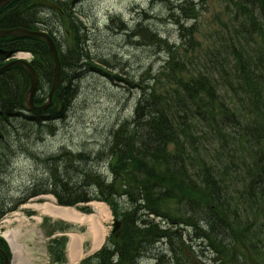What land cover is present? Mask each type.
<instances>
[{
  "label": "trees",
  "instance_id": "16d2710c",
  "mask_svg": "<svg viewBox=\"0 0 264 264\" xmlns=\"http://www.w3.org/2000/svg\"><path fill=\"white\" fill-rule=\"evenodd\" d=\"M33 1L17 0L9 5L14 6V9L10 8L12 11L8 7L3 9L0 12V29L24 27L7 22L2 15L6 10L18 16L30 14L32 9L38 11L37 7L32 6ZM203 2L200 0L199 3ZM185 4L190 9L187 10L190 15L182 21L184 27L177 31H183L187 38L195 41L200 33L201 6L188 1ZM235 5L240 10L241 18L240 21L235 18L238 31L232 57H228L229 52L221 54L224 51L219 49L217 55L224 74L217 73L215 77L212 73L195 70L196 58L184 49H188L187 38L186 45L180 37L179 48L159 40L166 60L158 71H146L137 84L132 85L141 98L133 114L134 120L124 125L132 132L128 135L129 145L125 146L129 155L119 167L111 166V170H115H112V183H108L100 174L83 179L85 174L82 176L83 173H79L77 180L80 186H88L82 189L81 194L77 186L71 185L72 179H68L64 173V163L81 165L82 159L79 154L60 150L56 158L59 162L56 171L61 169V178L54 180L55 183L52 178L48 179L44 189L31 190L25 197L23 202L52 193L64 206H76L92 200L108 203L121 227L107 244L112 245L113 251L105 248L97 258L101 260L99 264H112L115 260L117 264L140 263V252L145 241L150 244L164 243L170 258L161 253L168 264H181L175 240V228L181 226L191 228L197 234L201 231L203 241L221 264H264V42L259 45L258 51H252V45L257 47L259 39L264 41V0H236ZM34 15V12L30 14L33 22L36 21ZM189 22L194 26L187 27L186 23ZM84 29L75 21L70 25L73 46L61 61L62 86L57 93L55 106L60 103L62 95L70 93L64 85L67 73L74 66L72 59L88 63L91 60L90 54L86 58L84 52L79 51L82 35L78 36V33ZM173 48L177 49L178 54L173 52ZM19 52L34 56L32 65L40 82V92L35 101L41 105L48 96L54 78V63L49 49L39 39H0V68ZM90 67L99 70L93 64ZM11 84L18 89L16 96L7 94V85ZM29 85V78L21 67L0 76V127L6 116V106H10L7 112L26 111L24 103ZM54 108L45 113L31 114L38 120V128L43 124V115ZM150 134L152 136L146 139ZM196 135H200V139L208 135L220 140L231 138V146L240 144L243 152L254 155L253 162L245 167L244 174L235 167L226 176L224 168L216 161H198L200 152ZM118 137L115 135L114 139ZM146 152H150V156ZM225 152L227 150L220 145L213 150V158ZM42 165L46 167L49 163ZM0 173L4 171L0 170ZM231 178L237 182L243 180V186L236 188L234 193ZM89 189L93 190L94 195L84 196L83 191ZM18 203L10 198L0 200V220ZM158 219L160 221L157 223ZM56 242L57 248H62V251L54 253L55 261L65 263L66 241ZM0 246H6L2 239ZM185 259L186 264H196L190 255H185ZM90 260L85 264H89Z\"/></svg>",
  "mask_w": 264,
  "mask_h": 264
},
{
  "label": "rangeland",
  "instance_id": "374dc122",
  "mask_svg": "<svg viewBox=\"0 0 264 264\" xmlns=\"http://www.w3.org/2000/svg\"><path fill=\"white\" fill-rule=\"evenodd\" d=\"M176 1H188L199 5L198 0H172L170 3L175 4ZM155 2L153 0H82L77 7H74V12L66 6L70 15L75 19L74 21L82 23L85 28L84 32L89 35L90 41L87 50L90 52L92 61L90 60L87 65L93 64L95 67L98 65L112 74L113 77H119V79L112 81V77L104 74L87 72L82 78H79L83 92L77 102L73 104L72 113L67 121L60 122L56 126L53 134H48L46 143H40L44 146L39 145L38 152H46L48 155L60 150H63V153L73 152L75 154L83 150L89 152L95 148L94 146L104 142V139H102L104 125L108 127L119 122L123 116L126 118L134 114L132 109L133 104H136L137 101V92L130 83L132 85L137 84L136 82L148 70L154 68L155 71H158L162 66L161 62L166 60V55L161 56L151 46H143L145 40L142 38L129 39L121 26H126V29L131 30V27H136V23H138V17L135 16L134 12L148 13L151 16L152 9H156L155 15H158V17L153 16L157 20L156 23L151 25L148 21V23H144L145 26L152 29L170 46L178 47L180 44V37L176 33L177 27L171 24V21L175 20L170 19L164 6L160 3H157L159 4L157 5ZM235 2L236 0H208L206 5L200 4L201 24L199 28L202 31V36H198L195 41L190 37L187 38L189 42L188 50L191 51L192 46L197 49L193 55L196 58L195 67L200 66L204 70L211 69V62L216 59L217 49L231 52L232 47L237 43V19L240 21L241 13ZM68 3L71 4V1H68ZM119 18L121 21H119ZM112 20H114V23H112ZM67 28L68 24L65 23L61 27L60 33L65 35ZM59 41L63 42L62 47L69 49V51L72 49L73 40L68 38V34L66 40L62 38ZM262 42L264 41L259 39L257 47L252 45V51H258L257 49ZM198 43H201L200 47L197 46ZM214 68L218 69L219 66L215 65ZM25 127L21 126L20 128L25 129ZM200 138V135L195 137L200 152L197 157L198 161H216L224 168L226 176H229L230 171L235 167L244 172L245 167L250 165L251 161L253 162L254 155L243 152L240 144L229 147L233 144L230 138L220 140L218 137L211 135ZM220 145L227 152L223 155L218 154L213 158V150L218 149ZM26 157L27 159L24 157L18 160L15 159L13 166L10 167V173L7 175L9 177L6 176V181L14 185V189L10 193V200L27 197L28 193L21 194L22 186L29 187L31 185L30 180L33 176H36L35 172L39 174L43 172V165L37 164L35 157L29 158L27 155ZM101 172L107 174V172ZM231 181L233 193L236 188L243 186V180L237 182L231 178ZM48 203H55L50 195L32 199L3 219V221H10V223L6 222L0 225L2 236L7 237L9 234H15L13 236L18 238L16 242L23 246L24 253L35 255V260L31 257L26 261L29 264H44L47 261L45 256L48 253L50 244L44 236L42 221L38 222V219L50 218L40 209ZM90 208L95 213L96 208L92 206ZM18 213H21L22 217H28L30 221L25 223L22 222L23 219H20L19 222L16 221L20 218L15 216ZM54 220L61 221L60 219H53L52 221L54 222ZM113 223V220L112 222H106L107 229H110ZM48 226L53 225L48 223ZM76 226L78 230L81 229V232L74 231V233L85 238L84 250L91 253L93 251V240L89 235V226H81V224H76ZM109 235L110 233L106 237V241ZM182 236V244L178 238H175L178 243V258L185 261V255H190V258H193L196 264H217L215 262L217 260L216 256L207 247L208 245L202 242V239H198L196 235L188 232V230H183ZM7 240L11 241V238L9 237ZM105 244H103L101 250ZM108 248L110 249L111 246L108 245L106 249ZM159 250L166 255L167 246L163 245ZM143 262L144 264H154L149 259H144Z\"/></svg>",
  "mask_w": 264,
  "mask_h": 264
},
{
  "label": "bare ground",
  "instance_id": "6f19581e",
  "mask_svg": "<svg viewBox=\"0 0 264 264\" xmlns=\"http://www.w3.org/2000/svg\"><path fill=\"white\" fill-rule=\"evenodd\" d=\"M45 1V0H43ZM52 2L55 7L54 9L48 8L43 5V2L34 0V7L37 6L40 9L38 11H31V13L34 12V19L36 21H32V16L30 14L25 13V15H17L15 13L11 14V9H14V6H8V8L11 11H5L4 14L2 15L3 19H6L7 22L9 23H16V24H21L24 27H13L9 28L11 30H16V29H24L28 31L34 32L33 29H38L37 32L46 34L48 36H56L60 37V39H67V33L61 34L60 33V27L62 25L63 20L69 19V25H72V22L74 20L72 17H70V12L67 10V7L74 12V7H72L71 4L66 2V0H47ZM156 4L160 3V5L164 6V8L167 9L168 15L171 21L175 27H177V30L180 29L183 26L184 27V19L186 20L190 13L187 12V10H190L187 8V5L185 4V1H176L175 4L170 3L172 0H153ZM160 1V2H157ZM36 5V6H35ZM66 5L67 7L65 8V12L68 13V16H65L64 12L61 11L60 6ZM159 5V4H157ZM139 10V9H138ZM140 11V10H139ZM152 14L151 16L148 13H139V12H134L135 16L138 17V23H136V27H131L130 29H126L124 26L123 31L125 34L128 35L129 39H136V38H142L145 40L143 43V46L147 47H152L155 48L156 51H158V54L161 56H165V54L161 51L162 46H161V41L163 40L162 37H160L158 34H156L152 29H150L148 26H145L144 23H151L155 24L156 23V18L153 16L158 17L156 14V9H152ZM1 12V11H0ZM71 12V13H72ZM141 12V11H140ZM3 13V12H2ZM180 13V16H179ZM143 15V16H142ZM119 21L121 19L119 18ZM112 23H114V20H112ZM128 26V25H127ZM130 28V27H129ZM84 31V30H83ZM79 32L78 36L82 35V39L80 41L81 45H79V51L81 53L84 52V56L87 58L89 57L90 52L87 50V45L88 42L90 41L89 35L86 34L85 32ZM83 33V34H82ZM179 37L183 38L185 40V44L187 45L186 38L187 35L184 34L182 31H176ZM15 38V37H14ZM68 38H72V32L70 31L68 33ZM158 38V39H157ZM181 38L180 44H181ZM16 39H33V40H38L36 38H24V37H18ZM161 40V41H159ZM57 53H58V58L61 64L62 68V58L65 56H68V51L69 49L62 47V41H54ZM58 45L60 46L58 49ZM185 45V47H186ZM179 48V47H176ZM176 48H173V52L175 54H178V51ZM187 50L186 48H184ZM49 56L51 57V61L54 62L52 55L49 52ZM26 58V56H23ZM70 57V56H69ZM70 60L72 57L69 58ZM66 60L69 63L68 57ZM90 60V59H88ZM162 63V62H161ZM72 70H69L67 73V80L65 83V87L69 88L70 93H65L62 95L60 103H58L57 106H55L54 102L57 97V93L59 89L54 93L52 101L50 102L49 97L51 96V91L52 87L48 93V96L45 97L43 102L39 107H43V111L41 113L47 112L49 109H52V112L49 114H44L42 119H43V124H41V127H37L36 125L38 120L34 117H32L31 114L25 112L24 110H13L7 112V108H10V106L5 107V113L6 116H4V123L0 127V170L4 171V173H0V200H6L10 197V193L14 189V185H12L11 182L6 181V176L10 173V167L13 166L14 160H18L19 158H25L27 159L26 155L29 158H34L37 164H47L49 163V166L43 167V172L42 174H39L35 172L36 176H33L31 181V185L29 187L27 186H22L21 189V194H26L29 193L31 190H38L41 191L42 189L45 188L46 186V181L48 179L52 178V180L56 181L59 180L58 178H61L60 176V170L56 171V165L59 166V162L56 159L58 157V151L54 152L53 154L48 155L46 152L40 153L37 151L40 143H46L47 141V136L48 134H53L55 131L56 126L60 122L67 121L70 114L72 113L73 110V104L77 102L79 99V96L82 94L83 90H81L80 86V81L79 78H82V76L87 72L91 74H104L105 76L112 77V81H115L118 79L113 78V75L105 71L103 68L100 66H96L99 70H94L88 62L84 60H78L76 58H73L71 61ZM162 65V64H161ZM5 66L1 67L0 69L4 68ZM54 77H55V68L56 66L54 65ZM12 70V69H10ZM10 70L2 73L1 75L6 74ZM63 74V73H62ZM24 83V82H23ZM112 84V83H111ZM132 86V83H130ZM62 85V81H61ZM7 94L10 96H16L17 95V87L13 84L10 86L7 85ZM134 88V87H133ZM72 95V96H71ZM141 95H137V101L136 104H133V113H135L138 104V100H140ZM54 101V102H53ZM48 105V106H45ZM192 107H189L190 109ZM123 116L119 122L116 124H112L108 127L104 125L103 127V133L104 136L102 139H104L103 143L97 146H94L95 148L90 150L89 152H85L84 150L79 154V158L82 159L81 165L77 164H71L69 162H65L66 166H64V173L67 174V178L69 177L72 179L71 184L73 187L78 188V191L82 194V189L83 188H88V186H80V183L77 180V175L79 173H83L82 176L85 174V178H88L92 175L95 174H100L103 176V178L107 179L108 183H112V180L114 178V174L112 172L115 171L114 169L111 170V166L114 168H117L121 165V161H124V158L129 155L128 149L125 148L128 147V143L130 142V137L128 136L131 131L128 129H125L124 127L127 126L125 125L127 122H132L133 115L131 114V117H126ZM125 125V126H124ZM21 126H26L25 129L20 128ZM129 131V132H128ZM37 132L40 134H37ZM119 136L118 138L114 139V137ZM152 136L150 134L146 139H149ZM43 137V138H42ZM43 140V141H42ZM101 141V140H99ZM147 141V140H145ZM147 144V142H145ZM143 145V144H141ZM46 146V145H45ZM93 146V145H91ZM33 150V151H32ZM46 150V149H45ZM32 151V152H31ZM47 151V150H46ZM46 153V154H45ZM146 154L150 156V152ZM50 160V161H48ZM78 165V166H77ZM48 168V169H46ZM63 169V168H62ZM90 170V172L88 171ZM101 171L107 172L102 174ZM81 176V177H82ZM2 177V178H1ZM9 177V176H7ZM80 178V177H79ZM52 181V182H53ZM54 181V183H55ZM104 192V191H102ZM106 194V192H104ZM83 195L86 197H91L94 195L93 190H84ZM26 198L21 199L19 202L22 203ZM96 207L99 210L98 214H91L88 215L86 218H81L80 215L76 213V211L70 210V209H65L62 207L57 206L56 204H45L40 209L43 211L45 215H48L50 217H55V218H62L65 220H68L69 222L74 221V222H82L84 225L88 224L89 225V235L91 236L93 240V247L94 249H99L106 238L107 235V228L105 226V222L111 219V214L109 209L106 207L104 204H98ZM40 221V219H38ZM197 236V235H196ZM198 237V236H197ZM193 238V236H192ZM204 242V241H203ZM10 243L12 244L16 256L15 259L17 261L19 260V257L21 256L22 253V248L20 245L17 244L15 236L12 235ZM207 244V243H206ZM164 243H157L154 242V244H150L148 241L144 242L143 246V251L140 252L141 260H139L140 263L136 264H141V262L144 259H149L154 264H167L166 259L163 257L161 251L159 250ZM149 246V247H148ZM83 253V238L78 237V236H73L72 242H71V257L74 263H77L80 261V258ZM17 264V262L15 263Z\"/></svg>",
  "mask_w": 264,
  "mask_h": 264
},
{
  "label": "water",
  "instance_id": "95a60500",
  "mask_svg": "<svg viewBox=\"0 0 264 264\" xmlns=\"http://www.w3.org/2000/svg\"><path fill=\"white\" fill-rule=\"evenodd\" d=\"M10 1L12 0H0V8L6 4H8ZM43 5L49 6L54 8L55 6L52 5L49 2H43ZM8 37H24V38H36L39 40L44 41L50 50V54L53 57L54 63H55V77H54V82H53V86H52V93L51 96L49 97L50 102L52 101L53 95L54 93L59 89L60 85H61V74H62V69H61V64L58 58V53H57V49L55 46V43L53 41V39L43 33H39V32H32V31H28V30H24V29H16V30H0V38H8ZM15 67H23L29 78H30V89L26 95L25 98V106L27 108V110L29 111H33V112H42L43 111V107H39L35 105L34 102V98L38 89V77L36 74V71L34 70V68L24 62V61H14L12 63H9L8 65H6L4 68L0 69V76L2 73L13 69ZM48 106V105H45ZM1 253V251H0ZM7 264H9L7 262Z\"/></svg>",
  "mask_w": 264,
  "mask_h": 264
}]
</instances>
